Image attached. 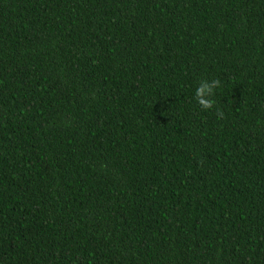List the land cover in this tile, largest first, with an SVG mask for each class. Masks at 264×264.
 <instances>
[{
    "label": "trees",
    "instance_id": "1",
    "mask_svg": "<svg viewBox=\"0 0 264 264\" xmlns=\"http://www.w3.org/2000/svg\"><path fill=\"white\" fill-rule=\"evenodd\" d=\"M0 264H264V0H0Z\"/></svg>",
    "mask_w": 264,
    "mask_h": 264
}]
</instances>
